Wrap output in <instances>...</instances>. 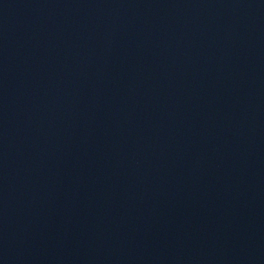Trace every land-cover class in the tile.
Masks as SVG:
<instances>
[{"label":"water","instance_id":"obj_1","mask_svg":"<svg viewBox=\"0 0 264 264\" xmlns=\"http://www.w3.org/2000/svg\"><path fill=\"white\" fill-rule=\"evenodd\" d=\"M134 0H0V86L52 58Z\"/></svg>","mask_w":264,"mask_h":264}]
</instances>
